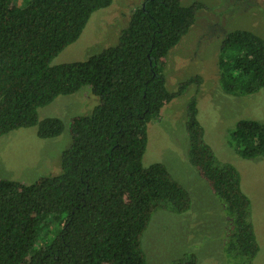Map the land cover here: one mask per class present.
<instances>
[{
  "label": "trees",
  "instance_id": "1",
  "mask_svg": "<svg viewBox=\"0 0 264 264\" xmlns=\"http://www.w3.org/2000/svg\"><path fill=\"white\" fill-rule=\"evenodd\" d=\"M112 0H0V136L36 127L40 138L58 136L57 117L38 119V108L88 85L98 103L68 123L69 145L60 172L26 184L0 178V264H148L141 237L158 209L183 213L188 190L159 162L142 157L147 123L180 95L190 77L169 91L167 52L204 8L199 1L142 0L114 45L84 60L52 59L81 34L90 15ZM219 83L233 95L264 93V37L233 29L220 41ZM188 160L225 204L232 218L226 250L251 259L258 251L249 198L239 173L205 141L196 99L186 106ZM229 145L243 158L264 155V123L239 118ZM175 264H196L189 254Z\"/></svg>",
  "mask_w": 264,
  "mask_h": 264
},
{
  "label": "rangeland",
  "instance_id": "2",
  "mask_svg": "<svg viewBox=\"0 0 264 264\" xmlns=\"http://www.w3.org/2000/svg\"><path fill=\"white\" fill-rule=\"evenodd\" d=\"M142 0H112L94 11L79 37L51 61L53 64L84 60L114 45L127 17ZM199 1L194 23L166 55L165 85L175 91L182 81L199 76L200 83L163 105L157 118L147 123V144L142 164L162 163L184 186L191 203L187 211L156 210L142 234L141 246L148 264H175L189 254L196 264H242L244 258L226 250L232 218L224 202L210 189L190 164L185 130L186 106L195 96L197 118L205 141L215 156L236 167L241 189L248 196L250 219L258 251L251 264H264V155L243 158L229 145V134L239 118L264 123V93L233 95L219 83L216 60L226 32L247 29L264 37V0H181L182 5ZM98 103L88 85L76 92L59 95L38 108V119L57 117L64 124L55 137L40 138L36 127H22L0 136V178L32 183L38 177L60 172V155L70 143L68 123L72 116L89 113Z\"/></svg>",
  "mask_w": 264,
  "mask_h": 264
}]
</instances>
